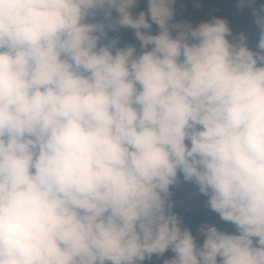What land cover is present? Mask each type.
Here are the masks:
<instances>
[{"label": "clouds", "instance_id": "1", "mask_svg": "<svg viewBox=\"0 0 264 264\" xmlns=\"http://www.w3.org/2000/svg\"><path fill=\"white\" fill-rule=\"evenodd\" d=\"M203 7L0 0V264H264V0Z\"/></svg>", "mask_w": 264, "mask_h": 264}, {"label": "rangeland", "instance_id": "2", "mask_svg": "<svg viewBox=\"0 0 264 264\" xmlns=\"http://www.w3.org/2000/svg\"><path fill=\"white\" fill-rule=\"evenodd\" d=\"M232 2H233V0H202V3L204 5V7L202 9L203 10H209L210 8L215 7L217 9V11H215V12L243 17L248 23L246 29H244L243 31H245L249 37L250 46H254L255 39H256V30L252 26L251 20L247 15H237L235 13V11L231 7ZM186 15L189 19H192V20H202L201 15H200V11H198V12L193 11L192 9L189 8L187 10ZM199 200H201V198H199L195 195V188L190 185V189H189L187 195L184 198L178 200L180 203L178 204L177 210L180 211L181 214L183 215L184 213H186L184 211L185 206H187L190 210H192V208L195 206V204ZM220 226L223 228H226V229L230 228L229 225H223L222 224Z\"/></svg>", "mask_w": 264, "mask_h": 264}, {"label": "trees", "instance_id": "3", "mask_svg": "<svg viewBox=\"0 0 264 264\" xmlns=\"http://www.w3.org/2000/svg\"><path fill=\"white\" fill-rule=\"evenodd\" d=\"M209 10H200V15H201V19H207V13ZM212 14L214 15H220V16H226L229 21H230V26L233 28L234 31H243L244 29H246L248 23L247 21L240 16H235V15H229V14H225V13H218V12H213ZM124 37L125 39H130V33L125 32L124 33ZM190 189V185L189 184H184L182 185V187L177 190L174 194V198L176 200H180L182 198H184L188 191ZM184 218V222L190 226L195 227V225L197 223H199L201 220L204 219H208L210 221L213 222H217L216 218L214 217V215L210 212H208L207 209H205L202 205L201 200H199L195 206L192 208V210H190L189 212L184 213L183 215Z\"/></svg>", "mask_w": 264, "mask_h": 264}]
</instances>
